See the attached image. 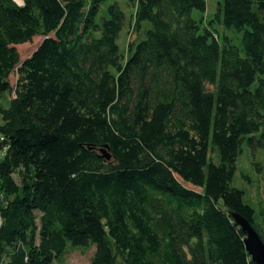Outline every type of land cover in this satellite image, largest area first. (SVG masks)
I'll list each match as a JSON object with an SVG mask.
<instances>
[{
    "label": "trees",
    "instance_id": "1",
    "mask_svg": "<svg viewBox=\"0 0 264 264\" xmlns=\"http://www.w3.org/2000/svg\"><path fill=\"white\" fill-rule=\"evenodd\" d=\"M21 1L0 0V264L68 246L90 264H254L231 214L264 242V212L231 180L243 144L264 151V0H221V33L191 16L206 0H128L124 54L115 3Z\"/></svg>",
    "mask_w": 264,
    "mask_h": 264
},
{
    "label": "rangeland",
    "instance_id": "2",
    "mask_svg": "<svg viewBox=\"0 0 264 264\" xmlns=\"http://www.w3.org/2000/svg\"><path fill=\"white\" fill-rule=\"evenodd\" d=\"M220 2L221 0H206V12L201 14L198 11H193L191 14L192 18L199 22L202 17L204 23H206L208 27L212 26L218 29L219 33H221L222 29L219 27L214 18L217 5ZM114 3L125 16V25L118 39L120 53L124 54L127 44L135 41L137 38L136 34L132 30L131 17L134 14V9L130 6L128 0H106L101 5L102 11H104L108 5ZM225 32L233 35L234 38L235 36H238V40H234V44L236 46L240 44V36L234 33L233 30H225ZM42 39V37L37 36L29 43L15 46L20 62L28 58L33 53V51L41 43ZM16 79L17 77L15 73L9 77L12 88L15 86ZM205 88L209 92L213 90V88L209 85H206ZM12 97L13 92L2 93L0 95V106L3 109H6L9 106V101ZM210 156L213 157L212 154H210ZM255 164H258L259 168L256 167ZM231 186L244 193V201L249 205L251 203L250 206L254 209V217L257 216L259 210L264 212V151L260 149L252 150L245 144L241 146V153L237 156L235 162V171L231 180ZM66 251V254L55 259L52 264H90L94 248L92 247L85 250L81 247L71 248L68 246Z\"/></svg>",
    "mask_w": 264,
    "mask_h": 264
},
{
    "label": "water",
    "instance_id": "3",
    "mask_svg": "<svg viewBox=\"0 0 264 264\" xmlns=\"http://www.w3.org/2000/svg\"><path fill=\"white\" fill-rule=\"evenodd\" d=\"M106 160L110 156L102 151ZM231 217L234 223L240 228L244 235V247L254 264H264V242L261 240L257 232L251 224L238 214L232 213Z\"/></svg>",
    "mask_w": 264,
    "mask_h": 264
},
{
    "label": "crops",
    "instance_id": "4",
    "mask_svg": "<svg viewBox=\"0 0 264 264\" xmlns=\"http://www.w3.org/2000/svg\"><path fill=\"white\" fill-rule=\"evenodd\" d=\"M18 1H19V3H17V2L14 0V2H15L17 5L21 6L22 1H21V0H18Z\"/></svg>",
    "mask_w": 264,
    "mask_h": 264
},
{
    "label": "bare ground",
    "instance_id": "5",
    "mask_svg": "<svg viewBox=\"0 0 264 264\" xmlns=\"http://www.w3.org/2000/svg\"><path fill=\"white\" fill-rule=\"evenodd\" d=\"M17 3H19V1L18 0H15Z\"/></svg>",
    "mask_w": 264,
    "mask_h": 264
},
{
    "label": "built area",
    "instance_id": "6",
    "mask_svg": "<svg viewBox=\"0 0 264 264\" xmlns=\"http://www.w3.org/2000/svg\"><path fill=\"white\" fill-rule=\"evenodd\" d=\"M0 223H1V220H0Z\"/></svg>",
    "mask_w": 264,
    "mask_h": 264
}]
</instances>
